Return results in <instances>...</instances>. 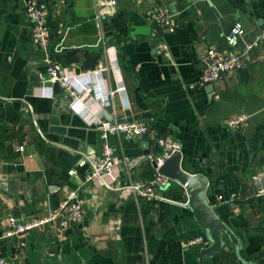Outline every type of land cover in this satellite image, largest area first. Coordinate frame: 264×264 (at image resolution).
Returning a JSON list of instances; mask_svg holds the SVG:
<instances>
[{
    "label": "crops",
    "instance_id": "obj_1",
    "mask_svg": "<svg viewBox=\"0 0 264 264\" xmlns=\"http://www.w3.org/2000/svg\"><path fill=\"white\" fill-rule=\"evenodd\" d=\"M24 1L0 0V257L10 264H199L200 249L182 243L206 230L187 207L183 187L160 190L166 201L121 189L150 181L156 169L145 151L161 156L155 140L173 137L182 144V169L208 179V201L242 241L241 259L264 264L263 52L254 46L240 72L211 85L200 83L198 62L210 47L241 53L253 43L264 29V0H115L116 8L101 14L99 0H36L50 11L47 50L32 38ZM160 7H169L178 25L172 34L158 30L172 61L155 53L147 20ZM236 23L245 34L231 47ZM112 47L119 76L106 57ZM50 65L61 72L98 70L110 105L90 92L74 102L57 84L50 97L42 90L50 85ZM118 77L123 94L116 92ZM241 113L251 116L248 126L229 129L226 120ZM107 115L146 123L152 133L109 138L119 156L137 160L115 189L86 181L88 158L102 151L95 119ZM71 190L84 200L78 225L3 235L10 226L6 210H16L20 220L39 217ZM224 245L205 264H243L226 235Z\"/></svg>",
    "mask_w": 264,
    "mask_h": 264
},
{
    "label": "built area",
    "instance_id": "obj_2",
    "mask_svg": "<svg viewBox=\"0 0 264 264\" xmlns=\"http://www.w3.org/2000/svg\"><path fill=\"white\" fill-rule=\"evenodd\" d=\"M253 2L255 0H248ZM25 14L31 24V33L33 40L44 50H47L50 44V34L48 30V19L50 11L46 4L37 2L36 0H25ZM117 6L115 0H99L97 7L100 14L104 9L114 10ZM148 23L154 27L152 38L153 46L157 56H161L168 61L173 60L169 45L159 35L158 30L165 33H174L177 30V21L175 15L169 7H160L147 16ZM101 27V24H98ZM245 30L240 23H236L229 31L228 44L234 47L244 36ZM260 46L264 58V29L257 35L254 42L247 45L241 53L234 51L221 52L214 47L208 48L203 52L198 59L202 67L201 84L211 85L219 82L222 78L231 73H238L243 67L245 59H247L250 50L254 46ZM106 57L109 60L110 68L117 76L120 74V67L117 60V50L106 48ZM49 86L42 88L43 91H48L49 96H53V85L57 84L74 102L79 101L85 93H92L97 101L102 105H110L111 92L107 90L98 70L75 73L65 71L58 73L57 69L50 65L48 70ZM116 92L123 94L126 92V86L121 79L117 80ZM82 115V114H81ZM251 116L247 113L238 114L228 120L226 125L233 131L241 130L248 126ZM95 124L100 130L102 140V151L100 155H93L88 158L91 164V172L88 174L87 182H98L102 186L115 189L123 172L132 170L137 160L130 159L126 156H119L115 147L109 143L111 136L125 138L127 140H142L146 136L151 135V130L148 124L129 120L118 119L114 116H98L95 119ZM156 141V146L163 152L162 156L169 158L172 154L182 151V144L173 137L159 138ZM23 153L25 147L18 149ZM3 154L0 149V163L2 162ZM159 167L162 161H158ZM171 180L158 173L153 178L145 183L131 182L121 189L129 190L130 192L148 199H156L166 201L167 199L159 194V191L170 186ZM220 202L223 198L218 197ZM84 200L80 197L77 190L67 192L60 201L57 208L51 210L47 214L39 217H34L27 220L10 219V226L5 230L4 236L11 237L14 235L33 232V230L45 225H55L60 229H67L71 226L78 225L84 218ZM208 243L206 235L194 237L182 243L185 250L201 249ZM0 264H10L4 258L0 257Z\"/></svg>",
    "mask_w": 264,
    "mask_h": 264
},
{
    "label": "water",
    "instance_id": "obj_3",
    "mask_svg": "<svg viewBox=\"0 0 264 264\" xmlns=\"http://www.w3.org/2000/svg\"><path fill=\"white\" fill-rule=\"evenodd\" d=\"M56 69L60 73L59 68L56 67ZM144 154L145 161H150L154 168L158 169L160 175L167 177L171 180V183H176L185 189L188 195L187 207L193 211L197 220L201 222L206 230L208 243L200 249L199 264H205L206 258H212L222 251L225 246V235L234 244L237 255L240 257L242 241L225 222H222L218 218L214 208L208 201V179L202 175H192L185 172L181 167L183 158L181 152L174 153L169 158H165L162 155L159 156L158 154L152 155L150 150H146ZM159 160L162 161L160 167L158 165ZM11 218L20 220V215L16 210H6L3 220ZM242 263L248 264L243 260Z\"/></svg>",
    "mask_w": 264,
    "mask_h": 264
}]
</instances>
